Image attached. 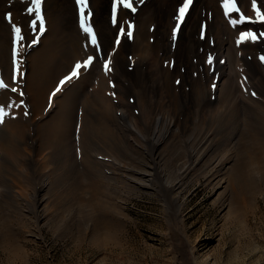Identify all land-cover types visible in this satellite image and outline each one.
Wrapping results in <instances>:
<instances>
[{"label":"bare ground","instance_id":"obj_1","mask_svg":"<svg viewBox=\"0 0 264 264\" xmlns=\"http://www.w3.org/2000/svg\"><path fill=\"white\" fill-rule=\"evenodd\" d=\"M101 1L105 2L92 0V6L100 39L106 45L110 39L101 18ZM169 5V0H150L136 15L134 53L146 60L147 73L145 76L137 75L139 84L136 75H133V88L137 94L134 104L127 103L129 92L118 85V104L115 105L104 92L106 83L101 78L96 79L97 89L86 101L85 93L79 92V86L63 85L61 91L52 97L50 106L49 97L60 81H56L60 72L58 68L65 67L62 66L65 62L63 58H67L70 52L64 45L57 46V38L49 46L47 39L59 34L57 28L65 29V22L55 21L40 47L27 56L25 80L21 87L23 95L7 93L8 104L13 106L9 108L8 104H4L7 115L0 124V239L4 243L13 237L11 227L15 223L21 228L20 225H27L25 222L33 219L38 229L46 225V221L50 220V210L56 205L61 208L65 205L73 208L71 211L82 213L97 209L99 213H90L88 217L93 216V230L107 232L109 223H119L124 216L125 201L132 191L154 194L162 202L166 218L173 216L178 220L184 201L180 196L187 179L203 176L204 185L209 186L219 177L224 192L228 187L232 190L233 187L251 188L250 177L264 175V167L261 166L264 165V105L258 102L248 105L239 100L236 84L239 71H242H236L232 66L235 52L229 41L232 33L226 25H218L215 7L212 9L213 27L220 43L219 47L216 45V50L222 60L226 59L221 73L214 79L212 90H209L216 95L218 103L205 106L200 121L195 123L194 102H190L182 112V122L175 121L176 97L166 85L164 73L157 62L159 48L155 41L151 43L148 40L149 36H155V32L149 34L143 29L152 12H158V28L163 23L164 9ZM224 34L228 35L227 40L222 39ZM185 35L186 27L182 36ZM244 51L250 52L251 49ZM48 55L50 62L45 61ZM122 55L120 50L116 65ZM43 62L52 68L48 83L49 68L44 70ZM244 63L252 84L264 95L261 66L253 60ZM0 80L8 84L5 90L11 92V84L1 77ZM207 84L198 81L193 92L201 95ZM180 92L184 91L180 89ZM23 98L27 99L28 112L32 116V130L22 120L20 100ZM78 103L84 109L82 140L85 149L82 154L85 161L82 166L86 167L83 172L77 167L72 137ZM131 107L138 109V115ZM241 111L248 115L244 125ZM89 112H93V117L88 115ZM146 133L152 135L149 142L144 138ZM181 135L186 136L184 142L180 139ZM246 140L255 141L259 149L257 155L251 149L244 152ZM26 141L33 145L31 149ZM97 155L107 157V160H98ZM231 159L234 163L228 166ZM225 181V185H221ZM34 192L38 196L32 199ZM58 194L68 198L59 201ZM232 206V202L227 201L228 212Z\"/></svg>","mask_w":264,"mask_h":264},{"label":"rangeland","instance_id":"obj_2","mask_svg":"<svg viewBox=\"0 0 264 264\" xmlns=\"http://www.w3.org/2000/svg\"><path fill=\"white\" fill-rule=\"evenodd\" d=\"M149 2L150 0H136L133 6L137 10L134 13L130 9H119L118 25L113 26L111 0H105L104 3L101 1L99 3L101 18L104 20L106 34L110 39L109 43L104 45L94 21L95 10L90 0V9L93 12L90 23L97 34L99 46L96 47L91 44L87 34L79 26V8L76 0H44L42 12L45 17V31L42 34L39 33L38 23L36 33H33L29 27L30 20L34 16L26 13L28 5L25 0H0V77L11 84V89H17L16 92L0 89V106L6 107L4 104L9 103L7 93H16L17 96H21V87L25 80L26 58L33 50L40 47L44 37H47L46 33L50 26H53L55 21L65 22L67 27L63 30L57 28L59 34H53L47 39V45L49 46L57 38V46L64 45L70 52L67 58H63L65 62L62 66L65 67L58 68L60 72H58L59 76L56 81L68 75L77 62L83 64L89 56H92L93 61L88 68H81L77 77L65 83L66 87L79 86V92L85 93L86 101L97 89L96 79L101 80L102 78L106 83L104 92L115 105L118 104V85H121L125 92H129L126 96L127 103L134 104L137 94L133 88V75H136V81L139 84L140 78L137 75L145 76L147 73L146 60L134 53L136 15L142 5ZM258 2L264 4V0H258ZM169 4V7L164 9L163 23L158 28H156L159 24L158 12H152L149 15L150 18L146 19L143 29L149 34L155 32V36H149L148 40L151 43L156 42L159 48L156 56L157 62L164 73L166 85L170 91H174L173 96L177 101L174 112L175 121L182 122V112L190 102H194L195 123L200 121L205 106H214L218 103L216 95L210 93L209 90H212L214 79L221 73L226 59L222 60L216 50V45L219 47L220 43L214 33L213 7L218 12V25L220 27L226 25L232 33L229 40L235 51L232 66L236 71L240 69L242 71V73L239 71L240 76L237 80L239 84H236L239 90V100L248 105L252 102L264 105V95L260 94L252 84L249 73L245 72L244 63L246 60L255 61L261 66L264 75V62L260 59L264 56V37L259 36V33L264 32V24L246 20L233 25L230 21L238 19L239 14L230 13L225 16L222 8L223 0H192L180 28L173 37V29L177 23L175 17L182 0H169ZM238 7L255 19V14L251 9V0H239ZM8 13H11L12 21L21 27V34L25 36L22 43L26 47L21 55L17 56L22 75L17 74L15 81L12 79L14 34L11 24L5 19ZM186 21L190 23L189 26ZM129 23L133 26L131 38L126 34L122 35L117 44L119 27L124 26L125 33H127ZM185 27L187 35L182 36ZM249 31L257 34V38L244 40L238 45L237 39L240 33ZM37 34L39 35L38 42L27 47ZM222 39L227 40L228 35L224 34ZM17 47L19 50V46ZM243 48H250L251 51L245 52ZM120 50L123 51V55L116 65V56ZM209 56L212 57L211 64L208 63ZM49 58L48 55L45 61L50 62ZM106 60L110 61V71L104 68ZM45 63L47 62H43L44 70L49 68L46 77V83H48L52 76V68L47 67ZM198 81L200 83L203 81L205 84L208 81L203 93L199 96L198 93L193 92ZM180 89L184 92L181 93ZM51 90L52 87L48 90V95ZM20 102L23 110L22 120L32 130V116L28 112L27 99L23 98ZM131 109L135 115H138L136 107H131ZM25 112L28 114L25 115ZM83 113V106L78 103L72 137L78 162L77 167L80 172H83L86 167V165L82 166L85 161L82 154L85 149L82 140ZM258 114H260L259 111ZM88 115L93 117V112H89ZM247 116L246 112L241 111L242 125L248 121ZM29 134L32 136V133ZM144 138L149 142L152 140V135L146 133ZM180 139L184 142L186 136L181 135ZM26 143L29 142L26 141ZM254 143L255 141L246 140V145L243 147L244 152L246 149H251L254 154L258 153L259 149ZM27 147L31 149L33 145L29 143ZM97 159L106 161L107 157L97 155ZM233 161L234 159L228 161V166H231ZM240 164L243 165L241 162ZM261 166L264 167V165ZM219 182V177H217L211 185L206 186L203 176L187 179L185 190H182L180 196L184 201L181 217L178 220L173 216L166 218L163 204L154 194L132 191L125 201L124 216H121L119 223H109V227H106L107 232L100 230L94 232L93 230V216L88 217L90 213L93 215L99 213L97 209L82 213L75 212L76 210L71 211L73 208H67L65 205H62L63 208L56 205L55 209L50 210L52 211L49 217L51 221H46V225L39 229L35 226L33 219L30 221L28 218L25 222L27 225L22 226V224L21 228L18 227L19 224L12 225L13 237L6 243L0 239V264H264V175L250 177L253 188L248 189L233 187L232 190L228 187L223 192V186L220 187ZM225 183L226 181L221 185ZM81 185L86 186L83 183ZM61 194L57 196L59 201L68 198ZM37 196L38 194L34 192L31 198H37ZM229 200L233 205L230 212L227 207ZM79 215L86 216L81 218ZM99 233L104 235L100 236Z\"/></svg>","mask_w":264,"mask_h":264},{"label":"snow or ice","instance_id":"obj_3","mask_svg":"<svg viewBox=\"0 0 264 264\" xmlns=\"http://www.w3.org/2000/svg\"><path fill=\"white\" fill-rule=\"evenodd\" d=\"M27 3L26 7V13L29 16H34L33 19L30 20L29 27L31 28L33 33H36L37 31V23L39 24V33L42 34L45 31V17L42 12V4L44 0H25ZM136 2V0H111V23L113 26L118 25V10L124 9V10H131V12H136V8L133 6V4ZM192 3V0H182L181 6L178 8V14L176 15L175 19L177 21L175 28L173 29V37L176 35L177 29L180 28V24L184 19L185 13L188 10L189 5ZM239 0H223L222 8L224 10L225 16H228L230 13H237L238 19L231 20L230 23L235 25L244 21H250L252 23H261L264 24V4H260L258 0H251V9L252 12L255 14V19L248 16L245 11L241 9V7H238ZM76 4L79 8V26L81 30L87 34V37L90 39V42L93 46L99 47L97 44V34L94 31L93 25L90 23V19L93 15L92 10L90 9V0H76ZM5 19L9 21L12 27V31L14 34L13 39V81L16 80L17 74L22 75L20 73V61L17 60V56L21 55L23 49L26 47L22 41H24L25 36L21 34V27L17 26L15 22L12 21L11 13L6 14ZM132 24L127 25V33H125V27L120 26L119 27V35L117 37V44L120 42V36L127 35L129 38L132 36ZM260 37H264V32L259 33ZM39 35L37 34L36 38L32 39L31 43L27 45V47H31L35 45L38 42ZM257 38V34L249 31V32H242L240 33V37L237 39V44L239 45L244 40H255ZM19 46V50L18 47ZM261 61L264 62V56L260 57ZM93 57L89 56L83 64L77 62L71 72L66 75L63 79L59 81V84L57 85L56 89L51 93L49 97V104L51 106L52 97L56 95V93L61 91V86L65 85L66 82L71 81L73 78L77 77L79 75V70L81 68L87 69L88 66L92 63ZM110 61L106 60L104 62V68L106 71H110L109 67ZM208 63H212V57H208ZM8 87V84H6L3 80H0V89H6ZM11 91L16 92V88H12ZM23 95V93H21ZM13 105L8 104L7 107L11 108ZM28 113L25 112V115ZM7 115V113L4 111L3 107H0V124L4 122V117Z\"/></svg>","mask_w":264,"mask_h":264}]
</instances>
